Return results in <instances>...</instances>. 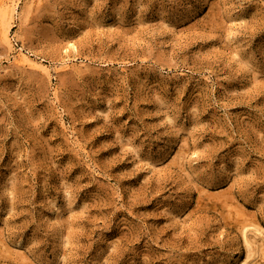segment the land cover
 <instances>
[{
	"label": "rangeland",
	"instance_id": "obj_1",
	"mask_svg": "<svg viewBox=\"0 0 264 264\" xmlns=\"http://www.w3.org/2000/svg\"><path fill=\"white\" fill-rule=\"evenodd\" d=\"M16 1L0 264H264V0Z\"/></svg>",
	"mask_w": 264,
	"mask_h": 264
},
{
	"label": "bare ground",
	"instance_id": "obj_2",
	"mask_svg": "<svg viewBox=\"0 0 264 264\" xmlns=\"http://www.w3.org/2000/svg\"><path fill=\"white\" fill-rule=\"evenodd\" d=\"M10 1H11V3H10V8H11V10H12V11H15V10H16V6H17L18 3H17L16 0H10ZM8 8H9V7H8ZM7 37H8V36H7ZM21 53H22V52H21ZM24 54H25V53H24ZM24 54H23V56L26 55V54H25V55H24ZM21 56H22V55H21ZM23 56H22V57H23ZM26 56H27V55H26ZM22 57H21V59H22ZM27 58H28V57H27ZM29 60H30V59H29ZM32 63L34 64L35 62L33 61ZM37 63H38V62H37ZM40 63H41V62H39L38 64L40 65ZM35 64H36V63H35Z\"/></svg>",
	"mask_w": 264,
	"mask_h": 264
}]
</instances>
